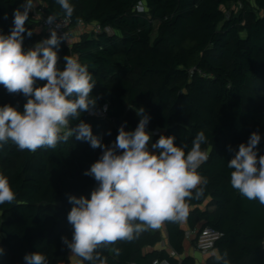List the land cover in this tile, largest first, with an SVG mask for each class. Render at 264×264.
Masks as SVG:
<instances>
[{
	"label": "trees",
	"instance_id": "obj_1",
	"mask_svg": "<svg viewBox=\"0 0 264 264\" xmlns=\"http://www.w3.org/2000/svg\"><path fill=\"white\" fill-rule=\"evenodd\" d=\"M144 1L148 11L136 6ZM241 0H69L74 6L73 27L96 23L100 30L84 32L74 43L62 41L57 49L62 69L66 55L78 57L95 81L93 111L70 122L89 123L93 134L111 146L118 135L115 119L135 129L145 109L153 143L161 135L174 136L175 144L189 151L197 133L204 131L209 159L198 172L207 178L203 195L188 200L191 229L213 226L224 235L216 248L227 251L230 264H264V205L248 200L230 183L228 167L241 143L259 132L258 155H264V0H250L254 8L230 10ZM25 0H0V34L8 35L14 11ZM46 10L64 15L56 0H40ZM21 10H23L21 8ZM29 13L23 47L50 36V30ZM46 81H36V87ZM27 98L10 94L0 84V106L23 111ZM105 115L95 112L103 110ZM110 133V134H109ZM229 146L233 151H229ZM102 155L89 142L72 136L53 148L19 150L9 141L0 147V174L16 193L11 204H0V264H25L24 256L44 254L48 264H73L62 237L72 239L67 215L69 196L90 198L98 186L84 175ZM195 196V192H193ZM173 253L155 248L159 230L146 228L132 240H118L97 248L99 259L80 264H152L167 259L175 264H196L184 252L186 230L181 222H164ZM207 264H222L209 257Z\"/></svg>",
	"mask_w": 264,
	"mask_h": 264
},
{
	"label": "clouds",
	"instance_id": "obj_2",
	"mask_svg": "<svg viewBox=\"0 0 264 264\" xmlns=\"http://www.w3.org/2000/svg\"><path fill=\"white\" fill-rule=\"evenodd\" d=\"M56 2L65 17L71 18L74 6L69 0ZM36 6V0H25L14 11L10 34H0V84L10 94L27 98L22 112L12 105L0 106V147L11 141L21 151L35 152L41 147L54 149L75 136L76 140L89 142L93 149H102L99 159L84 172L98 184L90 198H68L73 207L67 221L73 235L71 241L62 237V243L82 260L95 261L101 245L132 240L146 228H160L165 221L184 222L189 214L187 201L199 199L203 195L199 186L208 183L198 172L209 159L208 151L202 149L208 142L204 131L197 133L187 152V145L177 146L174 136L164 135L149 150L151 134L146 129L150 116L143 107L136 110L140 117L137 127L126 131L121 125L111 146L104 145L83 120L70 126L81 113H91L96 107L97 100L91 96L95 81L78 57L66 55L64 67L58 66L57 49L62 41L69 43V37L67 33L58 35L55 14L46 19V23L55 25L50 36L24 49V34L31 37L36 31L26 29L29 13ZM37 80L46 83L36 87ZM103 110L107 111V105ZM260 141L259 132H252L248 141L238 146L228 167L233 169L232 188L246 199L264 205V155H258ZM229 151H233L230 146ZM15 199L9 179L0 174V204H11ZM3 254L0 247V256ZM210 256L230 264L227 251L221 254L214 249ZM23 259L25 264H48L47 257L39 252L26 254Z\"/></svg>",
	"mask_w": 264,
	"mask_h": 264
},
{
	"label": "built area",
	"instance_id": "obj_3",
	"mask_svg": "<svg viewBox=\"0 0 264 264\" xmlns=\"http://www.w3.org/2000/svg\"><path fill=\"white\" fill-rule=\"evenodd\" d=\"M50 14H54L51 11L46 10V6L44 3H38L37 6L33 9V18L39 23L42 30H50L55 27V25H49L46 23V19ZM229 14V12H228ZM56 15V14H55ZM59 27L56 28L58 35H63L64 33L70 36L71 30L73 28V19L65 17V15H57ZM86 24L84 22H80L78 25ZM97 30H100L97 25ZM99 115H105L104 110H97L95 112ZM156 133V131L154 132ZM194 232L196 236V247L203 253L211 252L216 248V244L219 239L224 235L223 231L210 226L205 225L199 228L196 231L186 232V236L190 237V235ZM152 264H175L167 259H154Z\"/></svg>",
	"mask_w": 264,
	"mask_h": 264
},
{
	"label": "crops",
	"instance_id": "obj_4",
	"mask_svg": "<svg viewBox=\"0 0 264 264\" xmlns=\"http://www.w3.org/2000/svg\"><path fill=\"white\" fill-rule=\"evenodd\" d=\"M36 3L37 4L40 3V0H36ZM84 25H76L72 28L70 36H69V44H72L76 40H78L82 33L97 29L96 28L97 24L94 22L86 24V25H89L91 27L90 29L85 28ZM73 34L76 35V37L73 36ZM73 37H75V38H73ZM189 210H190V208H189ZM181 226L183 229L186 230V232L193 231V229H191L189 226L187 218L184 222H181ZM199 228H200V224L198 225L197 229H195L194 231L198 230ZM154 230H159L163 236L162 242L159 243L155 248H157V249L165 248L170 253L174 254V252L172 251V249L169 245V242H168V234H167V230H166L164 222L162 223L160 228L154 229ZM183 245H184V252L182 254H176L175 253L176 257L182 258L183 256L190 255L196 259V264H207V260L210 257V252L203 253L197 249V247H196V236H195L194 232L190 235V237H188V236L185 237Z\"/></svg>",
	"mask_w": 264,
	"mask_h": 264
},
{
	"label": "rangeland",
	"instance_id": "obj_5",
	"mask_svg": "<svg viewBox=\"0 0 264 264\" xmlns=\"http://www.w3.org/2000/svg\"><path fill=\"white\" fill-rule=\"evenodd\" d=\"M143 8V11H140L139 9L140 8ZM230 8H227V12L229 11L230 12V10H233V9H235L236 11L237 10H240V9H244L245 10V12H248V10H251V9H253L254 8V6H253V3L250 1V0H241V1H238L237 3H232V4H230V6H229ZM136 10H138V11H140V12H147L148 11V8H147V6H146V4H145V2L144 1H142V2H140L137 6H136ZM81 25V24H80ZM84 25V24H83ZM85 26V28H87V29H90L91 27L89 26V25H84ZM40 26H38V29L40 30L41 29V27L39 28ZM73 36H75L76 37V35H74L73 34ZM75 37H73V38H75ZM132 130H134L133 128H129L128 130H126V131H132ZM147 130V129H146ZM150 134H151V139H150V141H149V150H152L151 149V144L153 143V134H154V132L153 131H149V130H147ZM69 258L71 259V261L73 262V264H80V262H81V259H80V257H78V256H76V255H74V254H72L71 253V251L69 250Z\"/></svg>",
	"mask_w": 264,
	"mask_h": 264
},
{
	"label": "water",
	"instance_id": "obj_6",
	"mask_svg": "<svg viewBox=\"0 0 264 264\" xmlns=\"http://www.w3.org/2000/svg\"><path fill=\"white\" fill-rule=\"evenodd\" d=\"M114 124L118 128H120L121 125H123L125 127V130H128L129 129V125L125 124V122H124L123 119H115L114 120Z\"/></svg>",
	"mask_w": 264,
	"mask_h": 264
}]
</instances>
